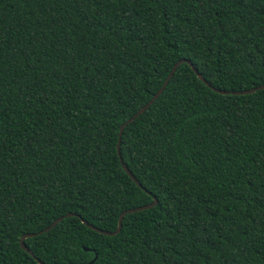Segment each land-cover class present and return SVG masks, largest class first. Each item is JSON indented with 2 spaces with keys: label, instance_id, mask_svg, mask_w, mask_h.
<instances>
[{
  "label": "trees",
  "instance_id": "1",
  "mask_svg": "<svg viewBox=\"0 0 264 264\" xmlns=\"http://www.w3.org/2000/svg\"><path fill=\"white\" fill-rule=\"evenodd\" d=\"M261 84L264 0H0V264H264Z\"/></svg>",
  "mask_w": 264,
  "mask_h": 264
},
{
  "label": "water",
  "instance_id": "2",
  "mask_svg": "<svg viewBox=\"0 0 264 264\" xmlns=\"http://www.w3.org/2000/svg\"><path fill=\"white\" fill-rule=\"evenodd\" d=\"M182 62H186L190 65V67L194 70V72L196 73L197 77H199L200 80L204 81L206 84L209 85V83L207 81H205V79L201 76L200 73L197 72V70L194 68V66L192 65V63L186 59H179L177 60L171 67L170 71L168 72L167 76L165 77L162 85L159 87V89L155 92V94L143 105L141 106L133 115H131L128 119H126L120 126H119V131H118V140H117V153L120 157V152H119V143H120V138L123 132V128L129 123L131 122L136 116H138L141 112L144 111V109H146L163 91L165 85L167 84L168 80L170 79V77L173 75L174 71L176 70L177 66L182 63ZM213 88V87H212ZM264 88V84H261L259 86L253 87V88H249V89H244V90H220V89H216L217 91L224 93V94H247V93H252L257 89H261ZM121 161V165L124 169V171L129 175V177L135 181V183H137V185L141 186L140 183L136 180V178L134 177V175L132 174V172L128 169L127 166H125V164L123 163L122 159L120 158ZM156 204V199L154 198V200L146 205H142V206H137L135 208H130L127 209L125 211H123L119 217H118V223H117V227L113 230V231H105V230H100L98 228H96L95 226H93L92 224H89L88 222L84 221L85 224H87L89 227L96 229L104 234L107 235H114L116 233H118V231L121 228L122 225V217L124 216V214L128 213V212H133V211H137V210H142V209H147L150 208L152 206H154ZM73 213H67L66 215H72ZM62 219V216L58 217L57 219H55L54 221H52L51 224H49L48 226L44 227L43 229L39 230L38 232H33V233H26L24 235L21 236L20 238V246L22 249H24L25 251H27L28 253H30L31 255H33V253L26 247L25 243H24V238L26 237H30V236H34L36 234H41L43 232H47L50 228H52L57 222H59ZM35 259L39 262V264H44L42 261H40L38 258L35 257Z\"/></svg>",
  "mask_w": 264,
  "mask_h": 264
},
{
  "label": "snow or ice",
  "instance_id": "3",
  "mask_svg": "<svg viewBox=\"0 0 264 264\" xmlns=\"http://www.w3.org/2000/svg\"><path fill=\"white\" fill-rule=\"evenodd\" d=\"M262 90H264V89H262Z\"/></svg>",
  "mask_w": 264,
  "mask_h": 264
}]
</instances>
